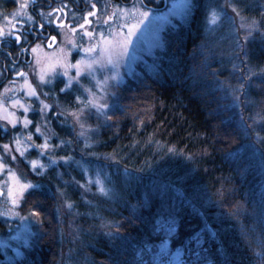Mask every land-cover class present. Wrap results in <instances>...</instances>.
<instances>
[{
  "label": "trees",
  "instance_id": "trees-1",
  "mask_svg": "<svg viewBox=\"0 0 264 264\" xmlns=\"http://www.w3.org/2000/svg\"><path fill=\"white\" fill-rule=\"evenodd\" d=\"M209 1L165 32L155 70L137 67L105 120L88 121V139L51 117L41 158L69 161L40 175L19 160L36 186L21 210L39 215L33 245L2 264H264V0H233L258 24L247 39L227 15L208 28ZM62 84L46 92L69 105ZM84 171L100 173L106 194L86 188ZM63 200L73 206L59 212Z\"/></svg>",
  "mask_w": 264,
  "mask_h": 264
},
{
  "label": "rangeland",
  "instance_id": "rangeland-1",
  "mask_svg": "<svg viewBox=\"0 0 264 264\" xmlns=\"http://www.w3.org/2000/svg\"><path fill=\"white\" fill-rule=\"evenodd\" d=\"M11 2V10L0 14V30L6 33L11 30L17 34L15 29L20 31L24 27L34 24L35 18L33 17L39 13L42 16L49 17L52 29L59 33L55 40L46 41V39H39L27 45L26 48H23L26 46L25 44L21 45V47L17 45L16 48L19 52L27 50L32 55V61L28 65H23L19 61L15 69L13 65V77L7 81L8 84L4 88L2 85V91L0 92V101L3 102V106L0 107V151H2L3 144H10L13 149L12 155H15L16 159L13 160L11 155L5 153L4 162L16 173L21 183H30L32 185L31 188H28L23 193L24 198V195L36 189V186L33 182L23 177L24 173L20 167L19 160L22 159L32 172L35 171L37 174L42 175L47 168L53 165H59V169L62 166L65 167L69 158H61V162H65L64 165H61L57 161L53 162L52 160L46 162L41 158L40 149L35 147H29L25 155L21 156L19 152L15 151V137L17 134L24 141L27 133L31 131L35 143L42 144L45 137H48L50 140L54 136L53 128L49 121L52 120V116H57L59 121L62 122L60 126L62 127L64 125L63 127L67 130V133L74 134L76 141L79 137L88 139V134L94 126V124L91 126L88 121L105 120L104 118L110 106L116 102L118 88L137 73L138 66L145 70H155L156 53L163 47L165 32L170 28L176 27L178 23H186L193 7L190 11L185 7L188 0H149L151 5H146L147 7L144 8H142L144 4L140 0H135L134 2L133 0H127L128 5H115L113 7L115 18L107 24L104 21L111 16L109 12L103 13L99 19H94L95 16L90 17V20H93V22L85 27V29L94 34L95 38L91 39V44H96L99 40V33L101 32L105 33L106 36L111 32L115 36L117 30H119L121 36L126 35L128 29L124 25L131 26L141 19L138 15V10L148 12V18L139 24L135 35L129 37L132 43L127 48L125 54L121 55L119 49L114 50L111 62L99 51L87 54L97 59L99 63L94 64L90 71L81 69L79 75H77V68L74 65H76L77 61L86 57L83 49L89 47L90 37L85 34L86 31H80L78 29L76 40V37L74 38L73 34L71 35V30H68L64 26H61V28L55 26L53 23L54 20L57 21V24H60L62 19L64 20V9H62L60 14L55 13L53 11L55 6H50L53 2L52 0L45 1L43 6L37 3L36 0H11ZM195 2L196 0H191L193 5H195ZM209 2L210 4L207 5L208 14L206 19L208 28L225 22V15H227L228 19L230 18L229 20L232 21L233 31H236L237 28H241L239 30L242 31H248L246 27H241V25L246 24L233 11V0H210ZM23 5H27V7H22ZM213 8L223 13L220 22L215 25L209 21L210 10ZM57 9H60V6L57 5ZM84 19V14H81L80 18L78 16L77 26L86 25ZM112 21L113 24H111ZM102 23H104L103 26H95ZM13 37L14 35L0 36L2 47H4V43H7V40ZM13 39L15 40V37ZM30 40H26V42ZM33 48L36 49L35 52L32 51ZM76 53L77 58H72ZM16 59L18 60V57L14 58L13 61H16ZM21 71L25 75H19ZM41 76L44 77L43 80H41ZM58 80L63 81L60 94L67 95V93H73L74 95L73 101L70 100L69 105L63 99L61 102V99L57 98L58 94L56 95L54 91L46 92L49 88V90H52ZM26 81L27 84L25 83ZM28 84L36 89V96L27 95L29 91ZM88 90H91V94H94L98 104H104L107 107L99 111L97 108L91 106L85 108L84 115L81 117L85 122V127L82 129L80 124L74 121L71 113L80 107H84V105L76 100V97L80 96L82 100L87 101L90 96ZM64 97L66 96L64 95ZM13 99H18L21 103L29 107L26 115L31 121L34 120L32 117L35 118V115H37L44 122L41 125L38 124L41 127L43 135L35 131L37 125H34L33 122L27 128H24L22 123V118L25 115L24 109L19 106L14 107L12 105ZM41 101L50 106L44 109L43 112H41V108L43 107ZM5 117H8V119H5ZM14 117L20 118L21 120L15 127L9 123V120ZM82 132L84 133L83 135H81ZM61 142L57 143L56 146H61ZM25 143L30 142L25 141ZM85 143H87V140ZM37 151L38 153L35 154ZM67 151L69 153L72 152L70 148ZM35 159H39L46 167L41 168L37 165L36 170H33L30 161ZM73 165L75 164L73 163ZM75 167H77V164ZM84 174L86 177V188L96 186L99 192H101V187L107 190L103 178L98 171H94L92 174L84 171ZM85 185L83 186L84 188ZM10 188H13L15 195H19L18 191H16L18 185H13L7 169L0 171V264L22 256L24 251L33 245L35 236L34 225L36 222L34 217H32L33 214H25L21 210L23 198L19 199L15 207L11 204L12 198L8 195ZM67 205L66 200L61 201L58 206V211L63 212L67 210ZM180 263V259L175 261V264ZM165 264L170 263L166 262Z\"/></svg>",
  "mask_w": 264,
  "mask_h": 264
},
{
  "label": "snow or ice",
  "instance_id": "snow-or-ice-1",
  "mask_svg": "<svg viewBox=\"0 0 264 264\" xmlns=\"http://www.w3.org/2000/svg\"><path fill=\"white\" fill-rule=\"evenodd\" d=\"M22 7H27V5H23ZM93 8H95V4L92 5ZM135 8V6H133ZM147 7L146 5H142V8ZM185 7L190 11L192 7H194V5L191 3V0H188V2L185 4ZM233 11H235L237 13V15H239V11L236 9L235 5H233ZM89 16H93L95 15L94 12H89L88 13ZM138 15L141 17V19L139 21H137V23L132 24L131 26H128L127 24L124 25V27H126L128 29L127 34L121 36L120 35V31L117 30L115 36L112 35L111 32H109V35L106 36L105 33L101 32L99 33V40L97 41L96 44H91V39L95 38L94 34L90 31H86V35L88 37H90V42H89V47H86L83 49L84 53L86 54V57L80 61H77L76 65H74V67L77 68V75H79V72L81 69L83 70H87L90 71L94 64L99 63V61L87 54H92V53H96L97 51H99L100 53H103L109 62L112 61V53L114 50L119 49L120 54L123 55L126 53L127 48L130 46V44L132 43L131 39H129V37L135 35V32L139 26L140 23L143 22V20L148 18V12L143 11V10H138ZM223 16V13L220 11H217V9L213 8L210 10V17H209V21L211 24L215 25L218 22H220L221 18ZM115 18V13L111 16H109L104 23L107 24L110 20H114ZM85 23H91V21H85ZM81 27H83V25H81ZM241 27H246L248 29L247 31V35L245 36V39H247V36H250L252 34V32L258 27V24L256 21H252L250 24L248 25H241ZM6 35H14L15 39L17 41H19L21 39V36L12 32L11 30H9L7 33L4 32L3 30H0V36H6ZM52 40H55V37H52ZM33 52L36 51L35 48L32 49ZM67 74V73H66ZM19 75L23 76L25 75L24 73H19ZM44 77L41 76V80H43ZM27 84V81L25 82ZM67 87V85H66ZM244 88V85L241 84L239 85V90H242ZM28 96H36L37 95V91L34 87H32L30 84H28ZM103 90V89H102ZM7 91V89H6ZM63 91V90H62ZM90 93L89 99L87 101H84L81 99L80 96L76 97V100L79 101L82 105H84V107H80L78 108L76 111H73L71 113L73 119L75 122L80 124V127L83 129L85 127V122L81 119V117L84 115V110L85 108L91 106V107H95L97 108V110H101L103 108H106L107 105L104 104H98L97 101L95 100V96L94 94H91V90H88ZM43 107L41 108V112L44 111V109L50 107L47 104H44L43 101H41ZM12 105L15 106H19L22 107L24 109V113L25 115L22 118V123L24 128H27L28 125H30L32 123V121L28 118V116L26 115V113L29 111V107L26 106L25 104L21 103L20 100L18 99H13L12 100ZM3 106V102L0 101V107ZM14 116V114H12ZM5 119H8V117H5ZM21 120L20 118H13L11 120H9V123H11L13 125V127L16 126L17 123H20ZM35 131L37 133H41L43 135V133L41 132V127L39 125L36 126ZM84 133L82 132L81 135H83ZM25 141H28L30 143H25ZM63 143V141H62ZM29 147H35L40 149V154L43 155L47 150H49L51 147H53L52 145H50L49 143V138L45 137V140L42 144H36L35 141L33 140V135L32 132L29 131L26 135V137L24 138V141H22V139L20 138V135L17 134V136L15 137V151L19 152L21 156H24L25 153L27 152V149ZM12 151L13 149L11 148L9 143H5L2 146V151H0V171H4L5 169H7V173L9 175V177H11L12 179V183L13 185H18V189H16V191H18L19 195H15L14 194V190L13 188L9 189L8 195L12 198L11 199V204L15 207L18 204L19 199L23 198V193L28 189L31 188L32 185L30 183L25 184V183H21L19 181V177L16 175V173H14L9 167L8 165L4 162V154L7 153L8 155H11V158L14 160L16 159L15 155H12ZM53 162H55L53 160ZM30 163L32 164L33 170H36L37 165H39L41 168H45L46 166L39 160V159H35L30 161ZM101 192H104L106 194V190L101 187L100 188ZM68 208H71L73 205L71 203H69ZM34 215H39V212H35L33 213ZM24 219V218H22ZM110 235H112L110 233ZM205 252H211V249H205ZM221 252L223 251V249L220 250ZM197 256L199 257V253H197ZM203 261L205 262V264H213V262L211 260L208 259L207 256L202 258ZM221 264H230V262L227 260V257H225V260L221 262Z\"/></svg>",
  "mask_w": 264,
  "mask_h": 264
},
{
  "label": "flooded vegetation",
  "instance_id": "flooded-vegetation-1",
  "mask_svg": "<svg viewBox=\"0 0 264 264\" xmlns=\"http://www.w3.org/2000/svg\"><path fill=\"white\" fill-rule=\"evenodd\" d=\"M37 3H39L41 6L45 4V1L48 0H36ZM51 1V0H50ZM53 2L50 4V6L54 5L53 11L57 14H60L62 9H64V20L62 19L60 24H57V21L54 20L53 23L55 26H58L61 28V26L66 27L68 30H71V35L73 34V37H76L77 40V30L80 31H86L85 27L89 26L90 23H86L83 27L77 26V17H81V14L85 15L84 21H91L90 17L100 18L103 13L109 12L111 15H113V10L115 5H128L129 3L127 0H52ZM135 0H133L134 2ZM142 4L145 5L144 0H140ZM166 1V0H165ZM38 4V5H39ZM95 4V8L92 7V5ZM151 4V3H150ZM57 5L60 6V9H57ZM33 12V11H32ZM89 12H94L95 15L89 16ZM34 14V12H33ZM35 18V23L24 27L20 31L15 29L17 31V34L21 36V39L17 41L12 39L7 40V43L3 44V48L0 49V92L2 91V85L3 88L7 83L9 79H12L13 77V65L14 69L19 64V61L23 63V65L30 64V61H32V55L27 52V50L19 52L16 48L18 45L21 47V45L25 44L23 48H26L27 45L34 43L37 40L46 39V41L52 40V37L58 36L59 33H57L55 30L52 29L50 25V18L46 16H42V14H35L33 17ZM113 24V21L111 22ZM102 24L95 25L96 27L103 26ZM95 27V28H96ZM70 32V31H69ZM31 39V40H30ZM26 40H30L27 41ZM14 41V43H12ZM0 43V47H1ZM21 48V49H23ZM77 50V49H76ZM6 56L8 57L6 59ZM5 57V58H4ZM18 57V60L13 61L14 58ZM72 58H77V53L72 56ZM22 73V71L20 72ZM15 76V75H14Z\"/></svg>",
  "mask_w": 264,
  "mask_h": 264
}]
</instances>
